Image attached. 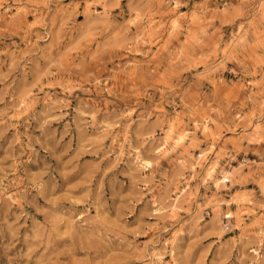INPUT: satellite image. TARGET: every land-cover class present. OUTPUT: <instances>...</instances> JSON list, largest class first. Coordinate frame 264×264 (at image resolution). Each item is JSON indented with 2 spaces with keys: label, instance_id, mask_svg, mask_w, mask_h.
Segmentation results:
<instances>
[{
  "label": "rangeland",
  "instance_id": "obj_1",
  "mask_svg": "<svg viewBox=\"0 0 264 264\" xmlns=\"http://www.w3.org/2000/svg\"><path fill=\"white\" fill-rule=\"evenodd\" d=\"M0 264H264V0H0Z\"/></svg>",
  "mask_w": 264,
  "mask_h": 264
}]
</instances>
